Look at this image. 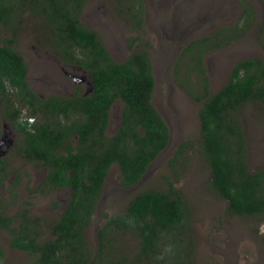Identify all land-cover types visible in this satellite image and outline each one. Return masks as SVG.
<instances>
[{"label": "trees", "instance_id": "trees-1", "mask_svg": "<svg viewBox=\"0 0 264 264\" xmlns=\"http://www.w3.org/2000/svg\"><path fill=\"white\" fill-rule=\"evenodd\" d=\"M113 1L140 34L130 41L135 50L122 62L113 57L100 34L81 21L87 0H0V116L22 135L16 152L47 168L36 191L71 190L65 209L45 222L49 235L41 228V218L31 216L28 209L20 213L19 226L13 224L16 216L0 214V228H8L11 245L33 256L24 264H196V210L177 185L196 157L212 170L209 193L227 200L229 213L264 221V167L250 169L241 113L251 103L264 110V58L238 60L215 92L205 61L208 52L230 46L254 28L258 8L239 0L244 12L235 24L191 39L174 62L176 84L200 104L199 137L183 141L170 155L171 174L138 186L119 213L106 212L96 232L98 243L92 242L90 227L112 166L120 168L122 187L132 189L143 182L171 137L168 122L153 102L154 64L141 39L147 33L144 0ZM260 2L263 20L256 39L264 47V0ZM27 13L42 24L45 42L64 63L90 74L91 92L44 98L31 87L29 67L15 35ZM4 31L13 36L2 39ZM117 101L121 124L109 135ZM5 174L1 159L0 184ZM53 206L62 204L56 201ZM129 218L134 219L132 225L126 222ZM260 238L264 244V233ZM169 246L172 253L164 255ZM4 257L0 246V264Z\"/></svg>", "mask_w": 264, "mask_h": 264}, {"label": "rangeland", "instance_id": "rangeland-1", "mask_svg": "<svg viewBox=\"0 0 264 264\" xmlns=\"http://www.w3.org/2000/svg\"><path fill=\"white\" fill-rule=\"evenodd\" d=\"M249 1L258 8V19L252 31L230 46L213 50L205 56L211 92L222 88L238 60L251 56L264 58V47L256 39L263 20V8L260 0ZM144 3L147 33L141 36L142 46L146 47L154 64L156 89L153 102L170 126V143L150 166L143 182L132 189L122 187L120 168L117 164L112 166L90 227L89 237L95 245L98 243L96 232L105 222L104 214L119 213L138 186L152 184L155 179L171 174L167 164L170 155L183 141L199 137L200 104L176 84L175 59L191 39L212 35L223 25L235 24L244 12L239 0H144ZM22 17L15 35L17 47L29 67L31 87L44 98L53 94L73 96L77 91L81 94L91 92L90 74L61 60L45 42L42 24L35 16L27 13ZM80 19L100 34L117 61H124L135 50L131 49L130 41L140 34L132 30L113 0H87ZM12 36V31H4L1 35L2 39ZM2 44L3 40H0ZM120 108L121 103L117 101L108 126L109 135L120 127ZM241 113L250 169L256 172L264 167V110L251 103ZM0 122V160L6 163L4 183L0 184V214L16 216L13 224L19 226L20 213L28 209L31 216L41 218V228L49 235V226L45 222L57 218L65 209L71 190L59 189L49 194L36 191L48 173L47 168L16 152L17 140L22 135L3 115ZM211 179L212 170L196 157L177 184L185 190L196 210V264H264V244L260 238L264 233V221L229 213L228 201L209 193ZM56 201L62 204L61 208L53 206ZM11 242L8 228H0V246L5 250L3 264H24L33 259L26 251L14 248Z\"/></svg>", "mask_w": 264, "mask_h": 264}, {"label": "clouds", "instance_id": "clouds-1", "mask_svg": "<svg viewBox=\"0 0 264 264\" xmlns=\"http://www.w3.org/2000/svg\"><path fill=\"white\" fill-rule=\"evenodd\" d=\"M126 222H127L129 225H132V224L134 223V219L129 218ZM172 251H173L172 247L169 246V247H166V248L164 249V253H163V254H164V255H168V254H171Z\"/></svg>", "mask_w": 264, "mask_h": 264}]
</instances>
